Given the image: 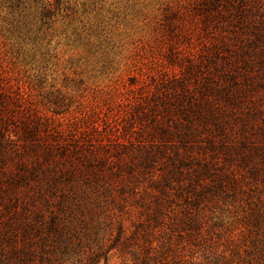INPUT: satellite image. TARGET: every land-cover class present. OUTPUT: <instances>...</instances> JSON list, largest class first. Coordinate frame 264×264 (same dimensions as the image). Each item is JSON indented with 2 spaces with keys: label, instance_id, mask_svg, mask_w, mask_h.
<instances>
[{
  "label": "trees",
  "instance_id": "trees-1",
  "mask_svg": "<svg viewBox=\"0 0 264 264\" xmlns=\"http://www.w3.org/2000/svg\"><path fill=\"white\" fill-rule=\"evenodd\" d=\"M201 5L202 55L134 95L121 121L128 138L107 154L96 145L51 149L61 139L56 121L0 76V264H32L37 255L43 264L40 252L53 242L68 251L59 218L75 185L115 205L106 210L137 208L136 230L150 246L166 239L168 250L175 236L200 232L209 212L237 207L246 177L264 183V0ZM66 132L61 145L71 146L79 129Z\"/></svg>",
  "mask_w": 264,
  "mask_h": 264
},
{
  "label": "rangeland",
  "instance_id": "rangeland-1",
  "mask_svg": "<svg viewBox=\"0 0 264 264\" xmlns=\"http://www.w3.org/2000/svg\"><path fill=\"white\" fill-rule=\"evenodd\" d=\"M201 3L0 0V76L56 121L52 132L61 139L67 130L79 129L71 146L61 145L58 135L51 149L72 151L74 146L81 153L96 145L107 154L116 138H128L121 121L134 95L144 85L178 77L185 59L202 55ZM75 188L74 203L59 218L64 238L71 237L68 251L62 254L49 244L40 252L43 264H140L142 259L148 264H264V183L259 178L246 177L237 207L209 212L200 232L175 236L168 250L161 247L166 239L156 237L159 232L150 246L144 232L136 230L137 208L121 215L106 210L115 206L106 198L89 196L81 185ZM36 259L32 264H41Z\"/></svg>",
  "mask_w": 264,
  "mask_h": 264
}]
</instances>
